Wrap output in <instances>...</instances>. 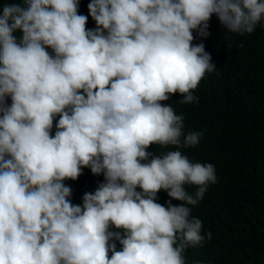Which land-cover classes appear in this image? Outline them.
Returning a JSON list of instances; mask_svg holds the SVG:
<instances>
[{"label": "clouds", "instance_id": "obj_1", "mask_svg": "<svg viewBox=\"0 0 264 264\" xmlns=\"http://www.w3.org/2000/svg\"><path fill=\"white\" fill-rule=\"evenodd\" d=\"M79 3L0 8V264H186V249L212 238L189 206L216 183L215 168L182 154L203 133H185L183 115L161 102L197 101L216 68L194 30L206 38L215 14L251 34L264 26V0H90L94 29ZM84 168L104 181L74 205L64 181Z\"/></svg>", "mask_w": 264, "mask_h": 264}, {"label": "trees", "instance_id": "obj_2", "mask_svg": "<svg viewBox=\"0 0 264 264\" xmlns=\"http://www.w3.org/2000/svg\"><path fill=\"white\" fill-rule=\"evenodd\" d=\"M11 2L0 0V8ZM89 2L80 0L78 14L88 16L86 27L94 29ZM207 31L205 38L194 30L192 44L203 43L216 68L193 92L197 101L180 104L177 101L182 96L177 93L161 102L171 104L177 115H183L185 133H203L197 146L180 148L182 154L191 162L211 163L215 168L216 183L209 184L197 205L189 206L191 216L202 222L201 234L210 232L212 238L202 247L186 249V264H264V26L239 35L223 28L213 14ZM172 150L177 149L159 145L147 149L156 155ZM103 181L102 174L93 175L84 168L77 180L64 183L72 190L71 202L82 205L83 195L94 193ZM185 188L189 193L197 191L196 186ZM169 199L161 191L156 202L167 206Z\"/></svg>", "mask_w": 264, "mask_h": 264}]
</instances>
